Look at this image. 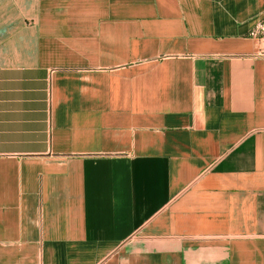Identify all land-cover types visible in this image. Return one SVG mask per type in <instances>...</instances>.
Segmentation results:
<instances>
[{"label":"crops","instance_id":"1","mask_svg":"<svg viewBox=\"0 0 264 264\" xmlns=\"http://www.w3.org/2000/svg\"><path fill=\"white\" fill-rule=\"evenodd\" d=\"M264 0H0V264H264Z\"/></svg>","mask_w":264,"mask_h":264},{"label":"built area","instance_id":"2","mask_svg":"<svg viewBox=\"0 0 264 264\" xmlns=\"http://www.w3.org/2000/svg\"><path fill=\"white\" fill-rule=\"evenodd\" d=\"M249 37L258 40L262 44L263 48L260 50V54L264 55V15L250 30Z\"/></svg>","mask_w":264,"mask_h":264}]
</instances>
